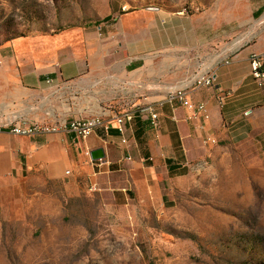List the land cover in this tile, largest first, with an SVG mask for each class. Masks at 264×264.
Instances as JSON below:
<instances>
[{
  "label": "rangeland",
  "instance_id": "374dc122",
  "mask_svg": "<svg viewBox=\"0 0 264 264\" xmlns=\"http://www.w3.org/2000/svg\"><path fill=\"white\" fill-rule=\"evenodd\" d=\"M229 1L0 0V54L11 58L24 39L85 29L114 9L145 25L158 13L191 17L207 64L224 47L246 58L254 98L216 139L202 138L185 177L161 178L156 191L116 198L41 173L1 187L0 264H264V76L251 67L264 57V0H235L238 19L216 21ZM212 91L228 104V90Z\"/></svg>",
  "mask_w": 264,
  "mask_h": 264
},
{
  "label": "crops",
  "instance_id": "0c3cea01",
  "mask_svg": "<svg viewBox=\"0 0 264 264\" xmlns=\"http://www.w3.org/2000/svg\"><path fill=\"white\" fill-rule=\"evenodd\" d=\"M227 4L230 9L220 10L216 21L238 19V3ZM140 16L114 9L110 20L85 29L24 39L17 58L0 54V188L41 173L49 180H85L91 190L111 191L116 198L150 193L161 178L185 177L202 138L216 139L228 120L250 105L253 79L246 58L234 55L236 48H220L207 64L204 39L200 44L191 17L158 13L145 25ZM210 71L229 91L224 109L216 106L214 91L194 87L195 79ZM179 89L208 105L211 118L202 129L187 109L168 102ZM148 109L158 115L155 126ZM125 110L135 114L125 124L126 144L113 124L110 132L98 128L78 145L65 132L27 137L7 128L23 119L68 124L101 115L113 121ZM97 149L104 159L86 155Z\"/></svg>",
  "mask_w": 264,
  "mask_h": 264
},
{
  "label": "built area",
  "instance_id": "2783aa9c",
  "mask_svg": "<svg viewBox=\"0 0 264 264\" xmlns=\"http://www.w3.org/2000/svg\"><path fill=\"white\" fill-rule=\"evenodd\" d=\"M264 57L254 56L251 62L252 73L255 81L264 76L263 68ZM194 87L197 89H214L222 91L220 84L218 83L217 75L213 72H208L198 76L194 81ZM222 107L225 106L226 102L224 98H219ZM168 102L173 105H179L190 112V120L197 123V126L202 129L205 123L211 118L208 105L204 102L195 103L192 99L191 92L189 89H179L172 93ZM151 120L154 126L156 125V120L158 115L152 110ZM134 119V112L131 110H125L122 114L117 115L113 121H107L103 116L96 115L87 118H78L72 120L70 123L61 124H48L40 123L28 120H19L16 123L9 125L7 128L15 135L27 136V137H37L53 133L65 132L73 134L75 137V144L78 145L79 141L87 139L91 134H93L96 129L102 128L106 132H110L112 129V124L118 129L120 135L123 138V143L126 144L127 141L124 138L125 135V124L126 122H131ZM1 130V129H0ZM212 142H215L212 140ZM86 155L91 159L89 151Z\"/></svg>",
  "mask_w": 264,
  "mask_h": 264
},
{
  "label": "water",
  "instance_id": "95a60500",
  "mask_svg": "<svg viewBox=\"0 0 264 264\" xmlns=\"http://www.w3.org/2000/svg\"><path fill=\"white\" fill-rule=\"evenodd\" d=\"M92 160H101L104 159L105 155L102 149H97L90 153Z\"/></svg>",
  "mask_w": 264,
  "mask_h": 264
},
{
  "label": "trees",
  "instance_id": "16d2710c",
  "mask_svg": "<svg viewBox=\"0 0 264 264\" xmlns=\"http://www.w3.org/2000/svg\"><path fill=\"white\" fill-rule=\"evenodd\" d=\"M110 19H111V17H107L105 20H110ZM262 71H264V62H263V68H262ZM253 99H254V98H253ZM253 99H252V100H253ZM252 100H251V101H252ZM225 107H226V105L223 106L222 109H224ZM134 118H135V114H134ZM133 120H134V119H133Z\"/></svg>",
  "mask_w": 264,
  "mask_h": 264
}]
</instances>
